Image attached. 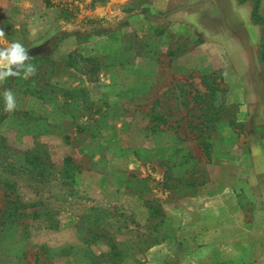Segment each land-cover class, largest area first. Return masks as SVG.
Segmentation results:
<instances>
[{"label": "rangeland", "instance_id": "obj_1", "mask_svg": "<svg viewBox=\"0 0 264 264\" xmlns=\"http://www.w3.org/2000/svg\"><path fill=\"white\" fill-rule=\"evenodd\" d=\"M178 5L0 0V47L37 69L12 111L0 81V264H264L248 107ZM231 188L239 217L219 209Z\"/></svg>", "mask_w": 264, "mask_h": 264}, {"label": "crops", "instance_id": "obj_2", "mask_svg": "<svg viewBox=\"0 0 264 264\" xmlns=\"http://www.w3.org/2000/svg\"><path fill=\"white\" fill-rule=\"evenodd\" d=\"M177 1L180 8L193 6L195 12L183 10L173 14L171 21L178 25L175 29L179 34L201 41L205 49L207 45L217 47L214 51L222 62L219 68L238 82V87H233L238 89L235 95L238 100L233 103L248 107L245 113L240 109L248 141L247 180L250 186L262 185L264 197V66L259 58L263 36L262 27L252 20L253 3L251 0L243 3L239 0ZM219 201L220 212L225 216L239 217L243 211L233 188L225 191ZM259 211L258 217L264 219V202Z\"/></svg>", "mask_w": 264, "mask_h": 264}, {"label": "clouds", "instance_id": "obj_3", "mask_svg": "<svg viewBox=\"0 0 264 264\" xmlns=\"http://www.w3.org/2000/svg\"><path fill=\"white\" fill-rule=\"evenodd\" d=\"M5 38V32L0 29V40ZM28 48L19 40H12L6 46L0 47V81L9 77L31 76L36 73V65L30 62ZM4 108L12 111L16 108V98L12 89L6 88L3 93Z\"/></svg>", "mask_w": 264, "mask_h": 264}, {"label": "trees", "instance_id": "obj_4", "mask_svg": "<svg viewBox=\"0 0 264 264\" xmlns=\"http://www.w3.org/2000/svg\"><path fill=\"white\" fill-rule=\"evenodd\" d=\"M241 3L245 2L246 0H239ZM253 3V9H252V20L255 24H258L262 27V36H263V41L262 45L260 46L259 49V58L262 62V65L264 66V14H263V3L262 0H251ZM51 57L50 54H47L46 56L42 57V59H49ZM32 60H36L34 57ZM20 76L17 77H10L8 79V83L6 86H4L1 89V92L4 91L6 88H10L12 90L16 89L18 86V79ZM72 223H68L66 226L71 225Z\"/></svg>", "mask_w": 264, "mask_h": 264}]
</instances>
